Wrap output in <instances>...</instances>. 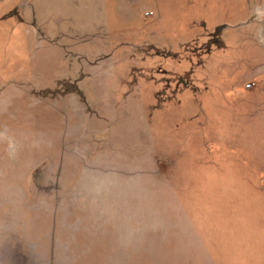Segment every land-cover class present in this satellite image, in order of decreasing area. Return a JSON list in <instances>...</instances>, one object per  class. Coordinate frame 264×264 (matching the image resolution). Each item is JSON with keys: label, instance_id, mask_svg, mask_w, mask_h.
Instances as JSON below:
<instances>
[{"label": "rangeland", "instance_id": "obj_1", "mask_svg": "<svg viewBox=\"0 0 264 264\" xmlns=\"http://www.w3.org/2000/svg\"><path fill=\"white\" fill-rule=\"evenodd\" d=\"M0 264H264V0H0Z\"/></svg>", "mask_w": 264, "mask_h": 264}]
</instances>
